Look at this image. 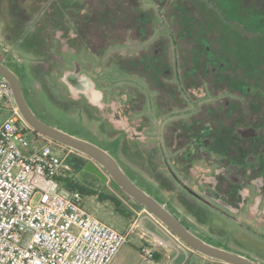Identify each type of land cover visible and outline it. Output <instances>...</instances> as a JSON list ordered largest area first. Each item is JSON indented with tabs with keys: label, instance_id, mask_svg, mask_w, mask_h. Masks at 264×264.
I'll use <instances>...</instances> for the list:
<instances>
[{
	"label": "rangeland",
	"instance_id": "obj_1",
	"mask_svg": "<svg viewBox=\"0 0 264 264\" xmlns=\"http://www.w3.org/2000/svg\"><path fill=\"white\" fill-rule=\"evenodd\" d=\"M86 1L0 0V57L10 61L13 69L20 75L26 99L34 113L43 122L108 151L127 175L135 180V183L143 188L151 186L159 195L162 203L168 205V209L194 231L212 237L217 242H213L216 245L220 244L224 248L227 246L228 249L239 254L251 255L252 259L264 264V239L255 238L254 232L250 230L254 229L253 224H245L251 227L250 229L232 226L234 225L232 224L228 226L230 233L222 238L213 231L219 226L208 225V222L198 223L192 212L181 203L180 188L168 176L163 162L159 159V153L151 160L150 155H146L151 148L144 144L146 141L153 143L154 147L157 144L154 140H149L151 136L148 137L146 130L149 129L153 134L157 133L160 129L159 120H154V125L150 123L146 125L143 122L144 118L146 121V117H150L148 115L152 111H155V117L159 115L154 102L158 95L155 91L159 84L162 86L160 88L174 92L172 93L174 99H177V106L183 107L181 111L175 109L174 113L179 117H186L185 119H188L192 112L200 113L205 108L204 106L208 107L211 104L217 110L220 109L221 104H227L228 100L238 99L227 91V86H223L225 83L217 85V82L212 81L213 72L206 73L209 69L205 70L203 67L200 73L209 74L207 78L211 81L208 79L201 81L202 77L199 75L196 83L190 81L186 84L185 77L193 75V71L186 72V69L189 70L193 65V48L196 47L195 43L199 37L194 33L201 28L198 24L204 25V21L207 24L215 22L216 29L213 35L207 34V39L212 40L211 51L213 53V51L218 52L220 48V43L214 40V36L217 38L220 31L223 35H227L229 30L243 34L245 21L243 20L242 25L233 24L230 22L233 20L224 17L215 7V3L210 0H163L161 3H158V0H100L99 3H96V0H88L94 6L96 3L95 8H99V11L103 8L111 9L110 4L118 7V14L112 20L110 17L103 20V16L106 15L101 14L102 39L97 42H102V55L96 57L83 47L79 49L80 51L78 50L77 63L74 64L75 69L78 68L81 71L82 62L86 71L90 72L98 83L100 91L105 92L106 102L102 107L105 106L106 109L99 111L90 109L82 100L72 99L70 95L76 96L71 93L69 95L67 88L64 87L67 85L66 80L69 82V72H66L67 69L72 68L68 58L73 51L66 48V40L58 27L65 25L69 17L77 18ZM22 9H26L25 15L30 19H25L24 15L20 16L19 11ZM186 9L193 13L194 20L196 19L198 23L193 27L191 36L184 35V27L178 21L180 17L181 19L188 17L189 14L185 13ZM119 10L122 17L119 15ZM142 15L145 20L144 30L138 26L137 22ZM244 17L245 14L242 19ZM110 20L113 21V26ZM221 23L228 25V28ZM131 25H133L132 28ZM6 35L8 38H5ZM21 39L28 41L30 46L16 47V41ZM94 51L99 52L95 49ZM181 60H184L186 64L184 65ZM188 60H190L189 63H187ZM129 61L139 67L135 68V70L138 69L135 73L128 75L125 71L117 69L119 64L123 63L125 66L130 63ZM144 64L146 69L143 71ZM254 66L264 72L263 66L256 64ZM73 74L75 75L70 76L73 82L84 88V83L76 77V71ZM78 78L81 79V77ZM184 84L187 85V91ZM128 87L136 90V95L141 93L146 97L143 110L135 112L139 106L128 107V103L124 102L127 95L131 102L133 99L129 95L132 92L127 93ZM188 89L194 91L191 96L188 94ZM70 90L74 92L73 89ZM203 92L207 93L203 95ZM91 102L95 106L99 105L95 100ZM101 118L105 122H102ZM142 126H145V130ZM78 157L77 181L83 188L82 206L113 228L127 231L130 227L128 214L119 212L111 200L100 199L99 193L108 192L110 188L117 190L122 198L125 199L126 196L113 184L114 181L108 173L105 175V181L103 178L100 179L101 181L94 178L90 173H95L90 170L79 173L85 163L91 159L84 154ZM168 158L179 174L177 164L169 152ZM71 163L74 164L73 159ZM208 165L210 166V163L206 161L194 162L191 170L180 176L190 184L199 186L200 189L198 181L201 177L199 176L203 174L201 171H208ZM158 177H165L169 180V187L163 185ZM89 189L94 190L95 193L88 191ZM139 207L145 208L140 205ZM145 224L149 231L165 239V235L156 226L148 222ZM137 231L129 236L128 242L121 249L119 259L114 264L137 263L133 257L134 253L130 254L131 251L138 253L143 247ZM173 253L176 254V251ZM203 259L207 258L196 252L181 251V260H184L186 264H204Z\"/></svg>",
	"mask_w": 264,
	"mask_h": 264
},
{
	"label": "flooded vegetation",
	"instance_id": "obj_2",
	"mask_svg": "<svg viewBox=\"0 0 264 264\" xmlns=\"http://www.w3.org/2000/svg\"><path fill=\"white\" fill-rule=\"evenodd\" d=\"M162 1L158 0V3ZM97 2L99 3L100 0H96ZM96 3L94 6V4L92 5L87 0L83 6V10H80L78 17L74 19L69 17L65 22L64 31L61 33L66 40V48L73 52L71 51L72 53L69 54L68 58V62L72 68L67 69L68 71L66 72H69V82L67 81V85H63L67 88L68 94L71 93L76 96L72 97L69 94L72 99L82 100L90 109L101 111L106 109L105 106L102 107L106 102L105 92L100 91L98 83L90 72L86 71L82 62L81 71L74 67L78 59V50L83 47L87 48L96 57L102 55V42H97V40L102 39V9L99 11V8H95L97 6ZM26 13V9L19 11L20 16ZM143 16L137 20L138 26L142 30H144L145 26ZM178 21L182 23L183 19L180 17ZM140 23L142 24L140 25ZM59 27L58 30L60 31ZM5 38H8V35ZM29 44L24 39L16 41V47L24 48L25 45L29 47ZM195 44L196 47L193 48V55L195 57L192 60L193 65L189 70L186 69V72L193 71V75L185 77L187 79L185 83L187 84L190 81L197 82L199 75L202 77L201 81H205L209 76L206 73L213 72L212 76L214 78L211 76L213 78L212 81L217 82V85L225 83L223 86H227V91L238 99H231L228 100L227 104H221L219 107L221 110H216L214 105L211 104L208 107L204 106L205 108L200 113L192 112L189 118L185 119L186 117H179V115L174 113L175 109L181 111L183 108L182 106H177L178 102L177 99H174V92L172 91V93L167 89L160 88L162 86L159 84L155 91L158 95L154 100L156 112L159 115L155 117L156 113L152 111L148 115L150 117H146V121L144 118L143 122L146 125L149 123L154 125L155 121L159 120L160 129L157 133L153 134L149 129L148 131L146 130L148 137L151 136L149 140H154L157 143L156 147L159 152H156V147L153 146V143L146 141L144 143L145 146L151 148L147 151L146 155H150V159L152 160L159 153V159L163 162L168 176L180 188L181 203L192 212L198 223L205 224L208 222V225L219 226L213 231L216 232L217 236H221L222 238L226 236L225 234L230 233L228 226L234 224L232 226L250 229L251 227H247L245 224L251 223L255 230L252 228L250 230L254 232L255 238L258 240L264 239V74H247L245 66L242 64L243 62L240 63L242 60H234L229 51L224 52L222 50L219 52V48L218 52L213 51L212 53V44L204 41L200 42L203 45L202 47L198 46L199 43L197 42ZM94 49L99 50V52H95ZM222 55H226L228 62L222 58ZM181 61L184 65L186 64L184 60ZM129 62L125 66L123 63L119 64L117 69L125 71L128 75L135 73L138 70H135V68L139 67L134 62ZM189 62L190 60L187 61V63ZM259 62L264 63V59L259 60ZM0 63L4 64L18 76L25 94L22 79L18 72L13 69L10 61L0 57ZM203 67L205 70H209L206 73H200ZM144 69H146L145 64L143 71ZM72 70L76 71V77L79 81H82L81 83L89 82L93 84V88L86 90L75 84L70 77L75 75L73 74L75 71L73 72ZM251 70L254 73L263 72L259 67H251ZM183 75L185 76V73ZM78 77H81V79ZM192 77L194 78L191 79ZM208 80L211 81L210 79ZM186 84L184 86L187 91ZM70 89H73L75 93ZM128 89L127 93L132 92L129 95L133 99L131 102L127 95L124 102L128 103V107L139 106L135 112L143 110L146 97L141 93L136 95L137 91L130 87ZM192 90L188 89L190 96L194 92ZM206 93L203 92V95ZM91 100L97 101L99 105H93ZM102 118V122H105ZM150 118L153 120L151 121ZM142 127L145 130V126ZM200 151H205V153L201 154ZM168 152L176 162L179 174L172 167L168 158ZM90 161L85 163L84 168ZM199 161L210 163L208 171H201L203 174L199 176L201 177L198 181L200 189L199 186L190 184L180 176L185 174L186 171L189 172L192 164ZM95 165L102 176L100 177L96 173H90V175L99 181H101V178L105 181L106 170L96 162ZM159 180L166 187L169 185L170 181L165 179V177H160ZM133 181L135 182V180ZM141 188L163 204L159 195L151 186ZM129 200L131 203L137 204L132 199L129 198ZM165 207L168 209V205H165ZM174 216L178 218L176 214ZM179 220L206 242L231 251L227 246L224 248L220 244H214L213 242L216 241L212 237L204 236L200 232L194 231L182 219ZM239 232L241 233L242 230ZM240 255L255 261L251 255ZM255 262L262 264L257 261ZM205 263L226 264L209 258L206 259Z\"/></svg>",
	"mask_w": 264,
	"mask_h": 264
},
{
	"label": "built area",
	"instance_id": "obj_3",
	"mask_svg": "<svg viewBox=\"0 0 264 264\" xmlns=\"http://www.w3.org/2000/svg\"><path fill=\"white\" fill-rule=\"evenodd\" d=\"M79 155L29 126L0 74V264H111L128 242L130 232L88 212L82 193L68 187L77 185L71 159ZM143 213L179 239L146 208L134 225ZM161 243L143 247L146 264H154Z\"/></svg>",
	"mask_w": 264,
	"mask_h": 264
},
{
	"label": "water",
	"instance_id": "obj_4",
	"mask_svg": "<svg viewBox=\"0 0 264 264\" xmlns=\"http://www.w3.org/2000/svg\"><path fill=\"white\" fill-rule=\"evenodd\" d=\"M0 74L5 78L7 86L13 91L21 115L34 131L45 138L52 139L88 156L92 160L86 165L84 171L90 170L101 177L102 175L94 162L100 164L126 196L135 203L144 206L194 252L226 264H258L250 258L212 245L194 234L165 205L138 186L106 150L41 121L30 107L18 76L2 63H0ZM87 83H84L86 90L93 88V84Z\"/></svg>",
	"mask_w": 264,
	"mask_h": 264
},
{
	"label": "trees",
	"instance_id": "obj_5",
	"mask_svg": "<svg viewBox=\"0 0 264 264\" xmlns=\"http://www.w3.org/2000/svg\"><path fill=\"white\" fill-rule=\"evenodd\" d=\"M26 1L27 0H24V2ZM210 1L215 3V7H217L218 11L219 10L221 11L224 17L226 16L232 19L233 21H230V22H232L233 24L242 25L243 20L245 21L244 28H243L245 31L244 32L245 34L239 33L237 31L231 32L229 30L230 32L228 31L227 35H223V33L220 31V34L216 36L217 38H215L214 36V40L218 41L221 44L219 52H221L222 50H224V52L229 51L230 55L233 56L234 60H238V61L242 60L240 61V63L243 62L242 64L243 66H245L246 72L249 75H257L259 73L264 74V72L254 73L253 70L252 71L249 70L251 69V67L254 68L255 64L258 66L264 67V63L259 62V60L264 59V0H210ZM110 7L111 9L103 8L104 11L102 9L103 15H106L105 17L103 16V20L107 17L108 18L110 17V19L112 20L113 18L116 17V14H118L117 13L118 7H114L111 4H110ZM243 12L245 14L246 19L245 17L244 19H242L244 16ZM185 13H188L189 15L186 19H183V22H182L183 27H184L183 28L184 35L191 36L190 34H193L192 29H194L193 27L196 25L197 21L196 19L194 20L195 16L189 9H186ZM119 15H121L122 17L120 10H119ZM24 16H25V19H30L28 16L26 15ZM103 20H102V23H103ZM111 20H110V23H112V26H113V21L111 22ZM221 24L223 26H227L228 28V25H226L225 23H221ZM198 25L201 28L199 29V31L194 33V34H198L199 36V37L197 36L198 37L197 43H199L198 46L202 47L203 45H201L200 42H203V41L212 44V40L207 39V38H208V35H213L214 33L216 29L215 22H210L209 24H207V22L204 21V25H200V24ZM132 26L133 25H131L130 27L132 28ZM109 28L111 29V27ZM59 29H60V32L64 31V25L60 26ZM248 36H251V37L248 38ZM222 58H224L226 62H228L226 55H222ZM231 64H232V61H231ZM113 184L119 190H121L115 182ZM75 188H77L83 195V192H82L83 188L81 187L79 183L77 186H75ZM88 191L95 193V191L92 189H89ZM123 195L125 194L123 193ZM99 198L109 199L115 204L116 209L119 212L123 214L129 213L126 209H124L125 207L123 206V204L117 197L110 195V194H102L100 192ZM126 198H129V197L126 196Z\"/></svg>",
	"mask_w": 264,
	"mask_h": 264
},
{
	"label": "crops",
	"instance_id": "obj_6",
	"mask_svg": "<svg viewBox=\"0 0 264 264\" xmlns=\"http://www.w3.org/2000/svg\"><path fill=\"white\" fill-rule=\"evenodd\" d=\"M74 161H75L74 166H75L76 172H77V177H76V181H77L78 180V164H79V161L76 158L74 159ZM83 171L84 170L82 169L79 171V173H82ZM78 183L79 182L77 181V185H78ZM70 184L71 183H67V185H69L68 187L75 188V186H73V185L71 186ZM107 184L108 183L106 182V185ZM108 190H109L108 192H105V193L101 192V193L102 194H110V195L117 197L121 201L123 206L126 208V210L129 212L128 213V216L130 218L129 229L127 231H120L118 229H116V230H118L120 232H130L129 233V236H130L132 233H134L135 231L140 229L141 232L140 231H137V232H138L139 239H141L143 242V247L151 246L155 239L160 240L162 243L160 245H158L155 249L154 264H186V262L184 260H181V251L184 253H187V252L194 253V251L192 249L183 248L181 245V241L179 239H176L171 233H169V231H167L164 227H162V225L160 223L151 219L145 213H143V215H142L143 216L142 222L138 223L137 225H134V222L137 220L136 212H139L142 208L139 207L138 204L131 203V201L129 199L122 198L119 195V193L117 192V190L110 189V188ZM100 220H102V219H100ZM145 222H148L149 224L156 226L165 235V239H163V238L157 236L156 234L152 233L151 231H149ZM133 225H134V229L132 231H130V228ZM148 234H150V236ZM143 247L141 249H139L138 253L136 251L130 252V254L134 253L133 257L137 261L136 264H140V263L142 264V262H143V264H146L145 261L143 260V255H142ZM173 251H176V254H174ZM120 255H121V250L119 251L117 256L114 258V260L112 261L111 264H114L115 261L117 259H119ZM205 261H206V259L204 260V264H206Z\"/></svg>",
	"mask_w": 264,
	"mask_h": 264
}]
</instances>
